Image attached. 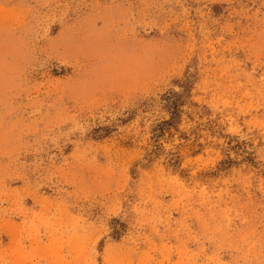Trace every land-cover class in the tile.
<instances>
[{
	"label": "rangeland",
	"instance_id": "1",
	"mask_svg": "<svg viewBox=\"0 0 264 264\" xmlns=\"http://www.w3.org/2000/svg\"><path fill=\"white\" fill-rule=\"evenodd\" d=\"M0 264H264V0H0Z\"/></svg>",
	"mask_w": 264,
	"mask_h": 264
}]
</instances>
